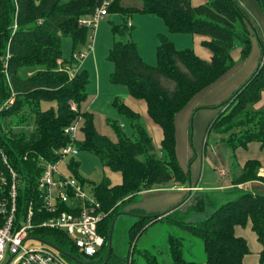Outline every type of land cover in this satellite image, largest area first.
<instances>
[{
  "label": "trees",
  "instance_id": "trees-1",
  "mask_svg": "<svg viewBox=\"0 0 264 264\" xmlns=\"http://www.w3.org/2000/svg\"><path fill=\"white\" fill-rule=\"evenodd\" d=\"M141 1L139 11L162 18L169 32L208 37L202 44L212 52L211 59L205 60L193 48L179 49L167 34L158 33L157 62L149 64L133 38H117L126 37L128 32L132 35V26L126 21L112 22L113 44L108 59L114 69L110 82L125 85L131 96L146 102L148 115L164 131L160 150H156L140 112L119 97L113 105L128 121V129L116 119L107 118L117 141L96 128L92 112L82 110L89 96L90 73L80 68L74 57L63 56V39L72 40L73 54L87 46L92 31L81 19L91 16L102 0H0V107L11 95L4 73H9L16 92L15 102L0 112V147L18 173L19 204L38 198L36 186L43 173V162L62 160L57 150L71 141L65 128L80 116L83 117L80 133L84 137L77 138L75 145L123 176L120 184L113 185L105 176L93 187L92 192L108 213L99 225L105 243L97 254L81 253L64 230L46 227L33 230L35 237L50 242L63 257L74 261L79 254L88 264H110L114 255L112 248L108 258L111 225L120 206L146 190L189 184L190 173L184 171L177 154V114L197 93L218 81L238 62L245 61L252 52L254 38L264 50L257 27L237 0H208L199 6H193L191 0ZM256 1L264 13V0ZM108 10L123 15L138 12L136 8L121 6L120 0H114ZM237 49L240 52L235 59ZM256 69L227 99L213 106L222 110L208 125L206 144L214 133L219 140L224 138L221 145L231 148L233 155L251 142H259L264 150V106L255 107L264 92V54ZM44 102L56 105L44 108ZM71 102L77 104V110L71 108ZM79 164L75 157L68 163L74 178L85 186L86 179L78 172ZM262 167L259 160H248L233 183L264 182V175L259 174ZM188 200L187 194L182 204ZM208 204L206 198L196 194L184 213L204 212ZM177 208L180 209L142 215L131 228L132 240L148 224L171 219ZM48 216L37 214L35 221ZM173 221L203 241L206 264H244L250 248L245 238L236 235L235 228L251 224L263 246L259 260L264 264V194L260 192L240 191L200 222L186 221L181 216ZM185 240L183 236H169L171 264H197L184 258ZM141 256V264H162L149 249ZM133 263L131 258L124 264Z\"/></svg>",
  "mask_w": 264,
  "mask_h": 264
},
{
  "label": "crops",
  "instance_id": "crops-1",
  "mask_svg": "<svg viewBox=\"0 0 264 264\" xmlns=\"http://www.w3.org/2000/svg\"><path fill=\"white\" fill-rule=\"evenodd\" d=\"M240 6L247 12L250 16L251 20L255 24L258 29L259 36L264 42V13L256 0H237ZM208 0H191L193 6H199L201 4L207 3ZM120 5L126 8H136L138 12L133 14H126L130 16L128 22L131 23L132 28H138V24L144 26V29H149L152 22L160 23L164 20L157 15L154 14H144L139 11L142 8L143 3L141 0H120ZM113 15H121L124 18V15L117 13H110ZM135 18V19H134ZM133 20V21H131ZM101 22V21H100ZM99 22V24H101ZM122 22V21H121ZM120 22V23H121ZM137 22V23H136ZM98 24L97 28L100 27ZM165 24V22H164ZM162 28L161 32H152L151 34V61H154L156 57L157 62V40L155 41V33H163L165 32ZM161 27V26H160ZM167 27V26H166ZM97 28L95 34H97ZM168 30V28H167ZM169 32V30H168ZM168 36L174 41L176 45V38L181 37L182 42H186V37L180 35H171L178 33H167ZM186 35V34H184ZM134 40L138 44L139 53L144 59V61H148L146 58V53L143 52L141 43L136 37L134 33ZM192 37L194 42L193 47H185V48H193L197 55L205 60H210L212 57V52L203 46L202 42L208 37L200 34L189 35ZM183 37V38H182ZM96 39V35H95ZM96 42V41H95ZM149 45V44H148ZM147 46V44L145 45ZM141 48V49H140ZM183 49V48H179ZM95 50V44H94ZM93 50V51H94ZM240 50L237 49L234 52V57L237 59L239 57ZM264 50L262 44L254 38L253 41V49L250 56L245 60L238 62L231 70H229L226 74H224L218 81L213 83L212 85L206 87L199 93H197L190 102L177 114L176 116V131H177V154L179 162L184 169L185 172H189L191 176V182L187 184V186H173L170 188L164 189H152L146 190L138 194L141 196V199L138 201L137 207L144 208L152 213H159L163 211H168L172 209L174 206L185 208L188 204H190L193 200V196L198 194L202 188L199 184L200 171L202 167V163L205 159H209L212 166H216L220 169V174L222 175V171H226L227 175V183L222 185H211L209 187L218 188L222 193L219 198L221 199H230L238 196L240 191L249 189L253 191L260 192L264 194V182L254 180L250 181L246 184H239L236 186L233 183V179L235 178L236 168H241L245 165V163L250 159H257L262 164L263 167L260 169L259 174L264 175V150L261 148V144L259 142H251L247 148H238L235 151V155L231 148L222 146L220 140L216 142L214 140L213 143L206 144L207 141V128L211 121L219 114L222 108H214L213 106L222 103L225 99H227L238 87H240L254 72L257 70L256 68L259 65L260 59L263 57ZM91 54H89L86 58L88 59ZM85 58V59H86ZM85 59L80 63V68L85 67L87 60ZM85 61V62H84ZM148 63V62H147ZM150 64V63H149ZM154 65V64H153ZM114 69V65H113ZM113 71V70H112ZM98 84L97 86V95L88 99L82 104L83 111H89L94 114V120L96 128L102 133L110 137L113 141H117L118 137L112 127L109 125L107 118L109 117L107 114L98 112L93 109L94 105L99 106L101 104V86H100V76H98ZM127 88V87H126ZM89 92V91H88ZM99 93V95H98ZM90 94V93H89ZM124 97V102L130 106L135 111L140 112L141 115L150 116L147 112V104L144 100L136 99L130 95L128 88L126 91L122 92ZM264 106V92L262 94L261 100L255 105L256 108ZM117 120V118H114ZM150 120H152L150 118ZM118 121V120H117ZM119 122V121H118ZM154 121H149L150 134L154 137L156 141V145L160 148L161 141L164 138L163 128L159 125L153 123ZM124 124V123H120ZM190 126L193 127V140L196 152L192 150V148L188 147L187 140H190ZM78 139H83V133L78 132ZM80 152V150H79ZM236 158V162H234V158ZM228 168V169H227ZM238 173V172H237ZM105 175L111 180L113 185L120 184L123 180V176L121 172H114L109 168L105 167ZM222 175V176H226ZM189 176V177H190ZM188 194L189 200L182 204L184 197ZM229 200V199H228ZM227 201V200H226ZM211 203V202H210ZM213 205L216 202L212 203ZM185 206V207H184ZM235 232L237 236L243 237L247 240L246 237H249L250 240L253 241L252 244L248 242V246L250 248V252L252 249L255 251L254 254L249 253L244 258V264H260L259 256L260 252L263 249L262 244L259 242L257 234L252 230L251 224H248L246 227L236 226ZM251 245V247H250Z\"/></svg>",
  "mask_w": 264,
  "mask_h": 264
},
{
  "label": "rangeland",
  "instance_id": "rangeland-1",
  "mask_svg": "<svg viewBox=\"0 0 264 264\" xmlns=\"http://www.w3.org/2000/svg\"><path fill=\"white\" fill-rule=\"evenodd\" d=\"M129 19H130L129 15H124L123 18V16L121 15H113L109 13L107 16L104 17V19L101 20L100 22L101 24H99L100 27L97 28V34H95L96 39L94 36L93 43L95 44V50L91 51L90 53L91 56H89L88 59L87 58L85 59V61L87 60V62L86 65H84L85 67H83L84 69H87L90 73V82L87 87L89 91L88 93H90L89 94L90 98L93 97L91 95H97V86H99L98 76H100L102 101L99 106L94 105L93 109L97 110L98 112L107 114L109 117H111V119L117 118L119 123H124L125 125H127L126 129H128V121L122 115H120L116 106L113 105V101L116 97H119L124 102L125 100L122 95V92L126 91L127 88L125 85L113 84L110 82V73L113 70V63L108 59V53L113 44L112 22L115 23H120L121 21L127 22L129 21ZM159 21H161L159 24L152 22L149 29H144V26L136 22L139 27L138 28L134 27L130 29L132 35L130 34V32H128L126 37H121L120 35H118L117 38L134 39L133 35L135 33L136 37L141 43L143 52L146 53V58L148 60L147 62L150 64H156V57L154 61H151L150 42H151V34L152 32H154V30L155 32H161L163 31L161 29L162 28L164 29V25H165L164 22L162 20ZM165 29L166 30L163 33L165 34L169 33L166 26ZM157 34L158 33H155V41L157 40V44H158L159 40ZM171 35H180L186 37L184 38L186 39V42H182L181 37L176 38L177 48H185V47L194 48V42L192 40V37L189 36L191 34L184 35L178 33ZM90 37L91 36H89V39ZM146 44L147 46H145ZM81 50L83 52L87 51L86 46L84 47L82 46L78 51ZM63 56L69 59L73 58L72 40L69 37H64L63 39ZM82 61L83 60H79L78 62L82 63ZM55 105L56 102L43 103L44 108ZM149 121L152 120H150L148 116L144 117L142 115V122L146 126V128L150 131ZM193 138H194L193 127L190 126V140L189 141L187 140V144L188 147L189 148L191 147L192 150L195 152L197 146H195ZM215 139H216L215 134L211 133L208 141L211 144L214 142ZM215 141L218 142L217 139ZM153 143L156 150H160V148L156 145L157 143L154 137H153ZM75 159L78 160V162H80L78 168L79 174L86 179L85 189L87 192L92 193L94 185L101 182L102 179L106 176L105 167L102 165L100 159L97 156H95L94 154L88 151L81 150L78 153V155L75 156ZM70 161H71V156L64 157L59 162V169L67 176L75 177L71 172V170L69 169L68 163ZM240 170L241 168L238 167L236 168L237 175L235 176V178L240 174ZM226 174L227 173L225 172L222 175H226ZM222 175L220 174V169L218 167L212 166L210 160L205 159L202 163L200 177H199V181H200L199 184L202 186L201 188L202 191H200L198 194L206 198L207 202L208 201L211 202L206 206V210L204 212L193 211L190 212L189 214H185L184 208L182 209L177 208L176 212L172 215L171 219L159 220L154 223L148 224L146 226V229L142 232V234L140 236L137 235L136 238L133 240L131 238V233H130L133 224L136 223L142 215L151 214L152 212L148 211L147 209L137 207L136 203H138V201L141 199V196L138 195H136V197H134L132 200L122 204L120 206L119 213L115 217V225L112 234V246L114 250V255L110 264H124L127 260L131 258L134 259L133 264H141L143 260L141 253L146 249H149L152 252L156 253L162 264H171V257L169 254V243H168V238L170 235H174L178 237L183 236L186 238L184 244V251H183L185 259L193 260L197 262V264H206L205 262L206 254L204 250L203 241L200 238L191 236V234H189L187 231L182 229L180 225L175 224L174 223L175 221L173 220L178 219L181 216V218H183L186 221L200 222L203 219H205L210 213H212V211L219 204L230 199V197L228 199L219 198L222 192L218 190V188L209 187L211 185L226 184L228 182L227 181L228 177L227 175L226 176H222ZM190 179L191 176L189 180ZM189 182H191V180ZM246 183H240V184H246ZM213 202H216V204L213 205L212 204ZM172 211H174V209H172ZM246 238L249 244L251 243L253 246V241L250 240L249 237ZM26 245L39 247L42 244L41 241L37 239H31L27 241ZM251 250L252 252L250 253L254 254L255 251L252 249V247ZM8 258H9V253L6 254V259L2 261L1 264H5ZM76 258L78 261L77 260L74 261L71 258L69 257L67 258L64 256V259L67 261L68 264H88L87 259L82 257L81 255L78 254V257Z\"/></svg>",
  "mask_w": 264,
  "mask_h": 264
},
{
  "label": "built area",
  "instance_id": "built-area-1",
  "mask_svg": "<svg viewBox=\"0 0 264 264\" xmlns=\"http://www.w3.org/2000/svg\"><path fill=\"white\" fill-rule=\"evenodd\" d=\"M113 1L102 0L91 16L81 19V23L90 27L92 32L86 46L87 51L74 52L73 57L77 61L84 60L94 50L96 28L109 14L108 8ZM71 74L73 76L75 73ZM5 80L11 95L0 107V112L15 102L16 92L9 73H5ZM70 104L73 110H77L75 102ZM82 120L83 117L80 116L65 128L71 141L57 150L61 159L78 155L79 149L75 141ZM30 129L33 130V127ZM43 166V173L36 186L38 198L29 199L21 205L18 173L0 147V264L6 259L7 253L9 258L5 264H68L59 249L33 235V230L38 227L66 231L79 251L90 256L97 254L105 243L104 236L99 232V225L108 213L102 209L97 196L93 192H87L84 184L77 178L61 172L59 162L46 160ZM225 172L222 171V174ZM40 213H47L49 216L35 221ZM31 239L41 241L42 245L27 246V241Z\"/></svg>",
  "mask_w": 264,
  "mask_h": 264
},
{
  "label": "water",
  "instance_id": "water-1",
  "mask_svg": "<svg viewBox=\"0 0 264 264\" xmlns=\"http://www.w3.org/2000/svg\"><path fill=\"white\" fill-rule=\"evenodd\" d=\"M220 141L222 142V141H224V138L222 137L221 139H220ZM114 225H115V220L113 221V223H112V225H111V233H110V241H109V251H108V258L110 257V255H111V251H112V248H113V246H112V234H113V230H114ZM65 253V255H67L68 256V252H64ZM74 259V258H73ZM108 260V259H107Z\"/></svg>",
  "mask_w": 264,
  "mask_h": 264
}]
</instances>
